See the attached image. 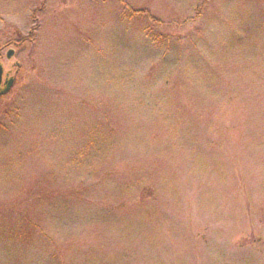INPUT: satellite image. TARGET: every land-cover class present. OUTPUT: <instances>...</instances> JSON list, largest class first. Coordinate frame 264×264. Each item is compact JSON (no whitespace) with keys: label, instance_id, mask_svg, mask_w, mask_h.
<instances>
[{"label":"rangeland","instance_id":"374dc122","mask_svg":"<svg viewBox=\"0 0 264 264\" xmlns=\"http://www.w3.org/2000/svg\"><path fill=\"white\" fill-rule=\"evenodd\" d=\"M260 46L264 0H0V264H264V163L233 195L166 88L219 108Z\"/></svg>","mask_w":264,"mask_h":264},{"label":"trees","instance_id":"16d2710c","mask_svg":"<svg viewBox=\"0 0 264 264\" xmlns=\"http://www.w3.org/2000/svg\"><path fill=\"white\" fill-rule=\"evenodd\" d=\"M263 47H255L254 51L247 52L248 55H255L256 58L252 63H249V67H257L259 71L264 69ZM260 48L263 50L258 51ZM259 80H262L263 83H256L254 87L250 88V93H247L246 88L240 91L233 83H227L225 101L222 106L214 109L210 108V105L201 98L194 101L186 92L181 91V82L176 81L172 86L166 87H170L169 91H173L174 94L171 102L175 105L176 112L171 118H174L176 122L175 132L184 126L187 132L191 131V127L197 123L203 128L199 130H202L201 133L206 142L218 148H223V144L236 150L234 154L228 156L227 162L231 172L229 173L234 178L230 192L233 195L236 193L237 197H240L242 191L249 190L251 185L252 187L258 185L255 182L256 172H258L256 163L259 165L264 163V159L259 158L264 157V94L260 93V90L264 89L263 76ZM113 130L116 132L118 127ZM181 131H185V129ZM251 147H255L257 153L245 156ZM74 195L73 191H58L51 194V197L69 199L70 201L77 197ZM245 195L247 194L245 193ZM248 197L251 196L248 195ZM250 200L253 202V198ZM250 207H254L253 210L258 209L256 204L254 206L251 204ZM11 209L12 206H10ZM11 211L13 212V210ZM259 241L263 240L258 239ZM261 247L264 248L263 243Z\"/></svg>","mask_w":264,"mask_h":264},{"label":"water","instance_id":"95a60500","mask_svg":"<svg viewBox=\"0 0 264 264\" xmlns=\"http://www.w3.org/2000/svg\"><path fill=\"white\" fill-rule=\"evenodd\" d=\"M13 51H10L9 54H8V58L11 59L12 56H13ZM3 75H4V69H3V66L0 65V87L3 83ZM14 79H11L9 81L6 82V89L4 91H2L0 94L1 95H6L7 93H9L14 85Z\"/></svg>","mask_w":264,"mask_h":264},{"label":"flooded vegetation","instance_id":"af4514ba","mask_svg":"<svg viewBox=\"0 0 264 264\" xmlns=\"http://www.w3.org/2000/svg\"><path fill=\"white\" fill-rule=\"evenodd\" d=\"M2 90V89H1Z\"/></svg>","mask_w":264,"mask_h":264}]
</instances>
